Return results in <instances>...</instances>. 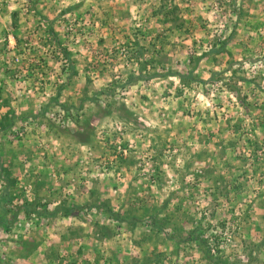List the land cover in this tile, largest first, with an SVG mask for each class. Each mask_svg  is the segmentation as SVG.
Returning <instances> with one entry per match:
<instances>
[{
	"label": "rangeland",
	"instance_id": "374dc122",
	"mask_svg": "<svg viewBox=\"0 0 264 264\" xmlns=\"http://www.w3.org/2000/svg\"><path fill=\"white\" fill-rule=\"evenodd\" d=\"M1 218L0 264H264V0H0Z\"/></svg>",
	"mask_w": 264,
	"mask_h": 264
},
{
	"label": "trees",
	"instance_id": "16d2710c",
	"mask_svg": "<svg viewBox=\"0 0 264 264\" xmlns=\"http://www.w3.org/2000/svg\"><path fill=\"white\" fill-rule=\"evenodd\" d=\"M220 49L223 50V47ZM174 76H176L179 79H188V80L192 79L191 72H188L185 75L180 74V73H176V74H174ZM1 201H2V203H5L7 200L5 198H2ZM61 209H62L61 211H62L64 216H73L74 215L73 214V208L63 207ZM49 215H52V212L49 213ZM7 224L9 225V223L7 222V220L5 218L0 219V225L8 226Z\"/></svg>",
	"mask_w": 264,
	"mask_h": 264
}]
</instances>
